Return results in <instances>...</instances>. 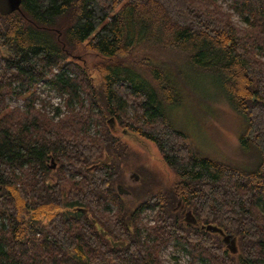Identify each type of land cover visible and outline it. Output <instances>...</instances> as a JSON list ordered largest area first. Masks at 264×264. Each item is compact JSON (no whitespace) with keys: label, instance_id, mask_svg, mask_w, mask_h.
I'll use <instances>...</instances> for the list:
<instances>
[{"label":"trees","instance_id":"obj_1","mask_svg":"<svg viewBox=\"0 0 264 264\" xmlns=\"http://www.w3.org/2000/svg\"><path fill=\"white\" fill-rule=\"evenodd\" d=\"M218 1L22 0L0 15V264H162L170 244L191 263L264 264V0ZM196 76L239 117L243 163L201 153L175 123ZM117 128L152 142L171 175L128 186L137 153Z\"/></svg>","mask_w":264,"mask_h":264},{"label":"rangeland","instance_id":"obj_2","mask_svg":"<svg viewBox=\"0 0 264 264\" xmlns=\"http://www.w3.org/2000/svg\"><path fill=\"white\" fill-rule=\"evenodd\" d=\"M218 2L224 8L228 7L229 0H219ZM233 20L237 24H243L240 16L236 13L233 14ZM76 58L82 62L85 60L89 62L92 60V55L80 50L76 54ZM189 83L191 90L184 94L181 105L172 110L175 123L189 133L193 144L201 153L227 161L243 163L245 156L239 153L237 144V133L240 128L239 117L225 102L221 100L219 102V95L209 79L196 76L192 77ZM42 88L49 87L39 88V90H43V97L38 93L41 98L57 96L56 93L44 91ZM8 102L11 106H20L23 101L10 98ZM61 111L64 112V109ZM90 131L94 132L93 126L90 127ZM115 131L137 153V156L130 158L131 166L125 172V182L128 186L138 183L139 174L142 176L148 174L171 175V171L162 161L152 142L121 128H117ZM139 167H143V170H139ZM122 187L120 194L127 199H132L130 193L124 192L125 190L129 192L128 188ZM260 206L264 211V204ZM152 214L153 210L147 209L142 214V219L147 223H152ZM160 257L162 264H205L198 259L191 263L190 256L181 247L173 244L163 248Z\"/></svg>","mask_w":264,"mask_h":264},{"label":"water","instance_id":"obj_3","mask_svg":"<svg viewBox=\"0 0 264 264\" xmlns=\"http://www.w3.org/2000/svg\"><path fill=\"white\" fill-rule=\"evenodd\" d=\"M21 1L22 0H0V15L6 16V15L12 13L13 11H18L20 9ZM51 161L53 162L52 159H51ZM108 161H109L108 156H105V159L100 160L98 163L103 164V163H107ZM51 167L52 168L55 167L54 162L52 163ZM116 188H117L118 193L120 194V190L123 189L122 185L117 184ZM124 192H126L127 194L129 193L127 190H125ZM185 220L195 223V220L191 216L190 211L186 212ZM203 227L208 231H219V229L217 227L212 226V225H206ZM222 239H223V242L225 243L227 249L230 252H232V253L236 252L237 247H236L235 237H233L230 233H226L223 235ZM119 243L121 245H124L123 241L122 242H114L113 244H119Z\"/></svg>","mask_w":264,"mask_h":264},{"label":"built area","instance_id":"obj_4","mask_svg":"<svg viewBox=\"0 0 264 264\" xmlns=\"http://www.w3.org/2000/svg\"><path fill=\"white\" fill-rule=\"evenodd\" d=\"M54 71L56 72V71H58V70L55 69ZM48 76L51 77L52 74H48ZM37 86H38L39 88H40V87L48 86L49 88H47V89L42 88V89H44V91H49V92L56 93L57 96H47V97H46V100H49L50 103H51L53 106H54V105H58V107L60 108V116L63 115V113L65 112V105H64V97H65V95H60V94H58L57 92H55L54 90H52V89L50 88V86L48 85V83H47L46 80H44V81H39V82L37 83ZM39 88H38V89H39ZM42 94H43V93H42ZM42 94H40V95L42 96ZM42 97H43V96H42ZM54 99H57V100H54ZM35 105H36L37 107H42V105H41V103H40L39 100L36 101ZM47 109L49 110V114H52V113H53V111L50 109V107H49V108L47 107ZM62 109H64V112L61 111ZM55 118H57V116H56ZM151 222H152V221H151Z\"/></svg>","mask_w":264,"mask_h":264}]
</instances>
